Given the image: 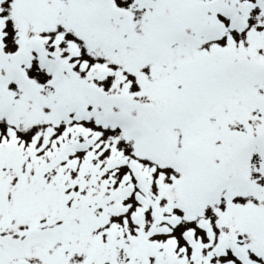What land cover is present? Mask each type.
<instances>
[{"label":"snow or ice","instance_id":"1","mask_svg":"<svg viewBox=\"0 0 264 264\" xmlns=\"http://www.w3.org/2000/svg\"><path fill=\"white\" fill-rule=\"evenodd\" d=\"M0 264H264V0H0Z\"/></svg>","mask_w":264,"mask_h":264}]
</instances>
